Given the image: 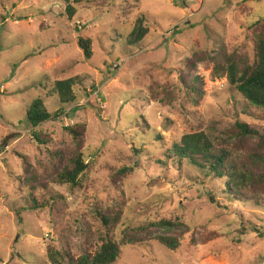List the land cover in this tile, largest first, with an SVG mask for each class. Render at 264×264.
<instances>
[{"label": "rangeland", "instance_id": "374dc122", "mask_svg": "<svg viewBox=\"0 0 264 264\" xmlns=\"http://www.w3.org/2000/svg\"><path fill=\"white\" fill-rule=\"evenodd\" d=\"M72 1L73 19L64 0H0V264H51L49 246L76 257L108 238L120 244L114 264H261L264 207L253 196L231 199L225 180L205 178L193 165L180 171L155 161L185 134L204 131L240 165L264 173V110L226 76L214 78L208 60L188 64L205 50L252 55L264 0ZM140 20L148 34L129 44ZM80 37L92 39L90 59ZM72 77L76 101L60 120L37 128L50 137L38 143L28 109L40 98L58 110L54 83ZM239 121L257 135L241 134ZM76 123L87 124L89 168L80 185L61 184L41 170L45 185L33 196L23 157L38 167L51 165V150L68 155L66 127ZM124 167L132 170L123 173ZM37 203L45 205L32 208ZM163 218L185 225L137 232L144 241L133 244L120 240L125 229ZM158 235L177 237L179 246L169 249Z\"/></svg>", "mask_w": 264, "mask_h": 264}, {"label": "trees", "instance_id": "16d2710c", "mask_svg": "<svg viewBox=\"0 0 264 264\" xmlns=\"http://www.w3.org/2000/svg\"><path fill=\"white\" fill-rule=\"evenodd\" d=\"M64 1L66 2V13L70 19H73L76 7L72 0ZM261 24L262 28L258 26L259 23H256L257 30L252 55L248 52L241 53L235 49L218 52L205 50L196 52L188 60V64L193 66L196 62L208 60L213 65L212 76L214 78L226 76L228 84L236 89L250 105L264 110V24L262 21ZM147 34L148 27L144 25L143 20H140L139 25L127 38V42L129 44L138 43ZM78 43L86 57L90 59L93 56L92 39L80 37ZM76 79L72 77L55 81L54 87L61 104L58 110L50 111L40 98L35 100L28 109L26 118L31 125V133L38 143L47 144L50 137L46 132L37 131V128L47 122L60 120L65 113V106L76 101V93L73 89ZM148 127L146 125V128ZM236 127L241 134L250 137L258 133L254 127L244 121H239ZM66 130L72 141L68 155L63 149L51 150V165L39 162L38 167H33L27 157H23L24 181L31 189L32 195L39 185L44 184L39 182L41 170L45 175L51 173L50 179L72 187L80 185L81 176L88 170L89 166L84 154V136L87 132V124L76 123L66 127ZM157 138L160 136L157 135ZM163 154L164 159L159 158L155 161L160 167L185 171L188 165H193L203 172L205 178L225 180L223 193L227 197L241 200L247 196H253L251 199H254L259 206L264 207V188L260 186L263 184L264 173H260L259 169L256 170L257 173H254L246 164L240 165L236 162L233 152L229 148L219 147L216 139L210 134L204 131L187 133L180 141L167 146ZM254 156L257 157L256 162L259 163V155L255 154ZM259 165L264 169V161ZM131 170V167H124L121 172L125 173ZM207 196L211 202H216L214 193L208 192ZM44 205L37 203L32 205V208ZM102 217L107 224L109 218ZM116 218L119 219V217ZM175 225L180 226L185 223L179 218L150 221L125 229L120 235V240L124 244L141 242L144 241V237L140 238L137 232L147 234L155 226ZM156 238L169 249L175 250L179 246L177 237L158 235ZM47 255L51 264H114L120 255V244L115 239L108 238L95 252L86 250L76 257L68 250L49 246Z\"/></svg>", "mask_w": 264, "mask_h": 264}, {"label": "built area", "instance_id": "2783aa9c", "mask_svg": "<svg viewBox=\"0 0 264 264\" xmlns=\"http://www.w3.org/2000/svg\"><path fill=\"white\" fill-rule=\"evenodd\" d=\"M115 67H116V65H115ZM261 264H264V261H262V263Z\"/></svg>", "mask_w": 264, "mask_h": 264}]
</instances>
